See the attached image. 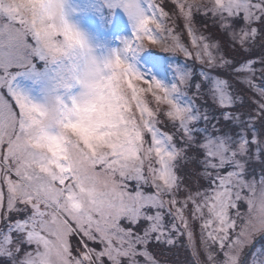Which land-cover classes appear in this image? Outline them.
<instances>
[{
  "label": "snow or ice",
  "instance_id": "snow-or-ice-1",
  "mask_svg": "<svg viewBox=\"0 0 264 264\" xmlns=\"http://www.w3.org/2000/svg\"><path fill=\"white\" fill-rule=\"evenodd\" d=\"M182 238L264 264V0H0V259L168 264Z\"/></svg>",
  "mask_w": 264,
  "mask_h": 264
},
{
  "label": "rangeland",
  "instance_id": "rangeland-1",
  "mask_svg": "<svg viewBox=\"0 0 264 264\" xmlns=\"http://www.w3.org/2000/svg\"><path fill=\"white\" fill-rule=\"evenodd\" d=\"M13 0H4V3L6 4H10L12 3ZM73 3L76 4H80L83 3V0H73ZM91 13H84V16H91ZM121 15H123V13H121ZM97 19H99V16L96 17ZM73 19H75L78 23H80L81 27H83L85 29V31H87L90 35L91 41L93 43V45L95 46V54L97 55L98 58H104L105 56H107L110 52V50L115 49L118 44H119V40L120 37H111V36H107L102 32H98L95 31L93 28V23L90 19L92 18H88L89 20H86L83 18V16H73ZM178 25L182 26L183 25V21L182 20H178L177 21ZM194 23L196 24V26L198 27L197 23H196V19L194 21ZM131 35V29H129L127 32L123 33L124 37H128ZM186 38V37H185ZM146 45L150 48H152L151 45L148 44V42H145ZM154 51L156 52H160L159 48H153ZM163 55H167L166 53H161ZM179 58H183L181 57H176L177 61L179 63H183V60L180 61ZM37 69L43 71L44 69V65L42 64H37ZM19 88L20 90H22L33 102H37V103H41V102H47L49 99V95L45 90V87L42 83H37L33 80H26L23 78L19 79ZM78 91V89H77ZM52 102L54 103V99L52 100ZM258 175L259 172L257 171ZM196 237V244H197V248H199V226H198V234L195 235ZM264 238H257V240L255 241V245L256 246H264V241L261 242V240ZM178 245H182V250H186L188 251L189 254L186 253L183 254V258H179L178 261H176L175 264H194V260L193 257L191 255V250L186 246V239L181 240V243H179ZM188 256V259L185 258ZM201 259H204V255L203 252L201 251Z\"/></svg>",
  "mask_w": 264,
  "mask_h": 264
},
{
  "label": "trees",
  "instance_id": "trees-1",
  "mask_svg": "<svg viewBox=\"0 0 264 264\" xmlns=\"http://www.w3.org/2000/svg\"><path fill=\"white\" fill-rule=\"evenodd\" d=\"M196 23L198 25V28H201V17L199 15L196 16ZM180 61L183 60V58H179ZM199 67V66H197ZM258 175V173H257ZM193 230L195 235L198 234V225L194 224L193 225ZM264 241V239L261 240V242ZM189 254L188 251L186 250H182V245H177L175 248H173L172 250L168 251V250H164L162 254L158 253V258L161 260H166L168 262V264H175L176 261L179 260V258H183V254L186 255ZM188 259V256L185 257ZM0 264H4V261L2 259H0Z\"/></svg>",
  "mask_w": 264,
  "mask_h": 264
},
{
  "label": "clouds",
  "instance_id": "clouds-1",
  "mask_svg": "<svg viewBox=\"0 0 264 264\" xmlns=\"http://www.w3.org/2000/svg\"><path fill=\"white\" fill-rule=\"evenodd\" d=\"M25 15H28V13H25Z\"/></svg>",
  "mask_w": 264,
  "mask_h": 264
}]
</instances>
